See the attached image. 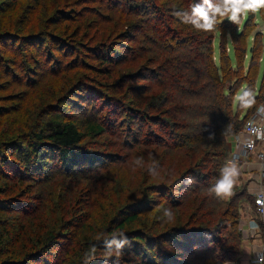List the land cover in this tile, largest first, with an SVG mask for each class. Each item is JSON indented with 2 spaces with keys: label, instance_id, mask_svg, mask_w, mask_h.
Returning a JSON list of instances; mask_svg holds the SVG:
<instances>
[{
  "label": "trees",
  "instance_id": "1",
  "mask_svg": "<svg viewBox=\"0 0 264 264\" xmlns=\"http://www.w3.org/2000/svg\"><path fill=\"white\" fill-rule=\"evenodd\" d=\"M71 1L0 0V246L7 250H0V264H49L52 250L63 241L76 245L65 264H104L112 259L116 261L109 264L239 263L244 241L241 207L252 199L244 186L231 185L227 194L216 189L221 180L226 184L229 138L264 101V79L260 92L255 91L264 45L252 40L248 26L253 18L264 19V6L255 11L241 7L233 17L227 0H113L109 6L106 0ZM123 3L129 5L128 11ZM198 9L207 14L210 27L197 15ZM182 12L184 16L193 12L196 25L188 28L195 33L183 35L174 27ZM143 24L162 45L170 44L162 50L172 53L173 59L181 56L184 71L198 73L202 85L198 78L175 82L176 88L171 84L166 93L164 81H159V89L141 83L148 79L149 66L167 63L151 42L139 36L145 31ZM127 42L135 44L124 55ZM188 45L199 49L197 60L183 58ZM218 50L220 56L215 57ZM117 67L126 69L120 80L112 78ZM178 93L187 98H178ZM98 98L101 103L96 104L105 114L111 100L124 99L136 107L124 111L129 123H152L166 131L162 138L150 131L143 142H133L142 146L125 154L124 179L114 170L104 176L113 157L88 144L90 138L109 132V124L97 118L92 103ZM145 98L150 101L145 103ZM168 101L177 104L166 109ZM90 102L89 116L83 106ZM6 115L12 121L2 131ZM170 129L181 133L179 140L163 138ZM55 169L65 179L86 176L89 186L74 189V184L62 180L54 188V175L60 172ZM29 181H34L33 188L43 186L40 204L23 198L33 191L30 184L28 189L22 186ZM82 195L88 205L107 204L98 219L92 209L78 206ZM62 205L64 214L59 211ZM73 210L79 212L74 220ZM40 211L48 218L33 215ZM27 217L31 220L20 221L16 230L12 221ZM261 237L264 242V225ZM16 244L21 250H14ZM101 250L124 255L99 260L96 254ZM1 255L8 258L2 260Z\"/></svg>",
  "mask_w": 264,
  "mask_h": 264
},
{
  "label": "rangeland",
  "instance_id": "2",
  "mask_svg": "<svg viewBox=\"0 0 264 264\" xmlns=\"http://www.w3.org/2000/svg\"><path fill=\"white\" fill-rule=\"evenodd\" d=\"M74 0H72L71 2H73ZM117 1V0H116ZM152 1V0H150ZM106 5L109 6V5H113V0H106L105 1ZM158 5H160L159 2H157ZM124 4V8L128 11L129 9V5H127L126 3H123ZM92 6V5H91ZM132 6H134L136 9V5L135 3H132ZM142 10V8L140 9ZM193 12H189L188 14H186L184 16V12L180 13L179 15H177L176 17V24L177 26H174L178 31H181L183 32V35H187L188 32L192 31V34L195 33L193 31V29L191 28H188L190 27V25H196V17H191ZM5 22H8V19L6 18L4 20ZM3 21V22H4ZM242 20H237L236 23L240 24ZM259 21V22H258ZM182 22V23H181ZM257 22V23H256ZM253 23H256L255 26L253 25ZM248 26L249 27H252V30H253V33H252V40H256V42H259V45H264V35H262V37L260 38L257 34L258 33H264V19H259V18H253V21H249L248 23ZM142 28L145 30L143 33H141L139 36L141 37L142 40H148L149 42V45H151L152 47L155 48V51L161 55V59L164 60L166 59L167 63H165L164 66L160 67V68H155L153 66H149V70L146 71V79L145 81H141L142 84H145L146 86H151L152 88L154 89H159L160 86H159V81H164V83L166 85H163V87L165 88V92L167 93L168 92V89L170 87V85L172 84V87L173 89H175V82L178 83V85H180V81H182L183 83H186V82H190V81H194L198 78V73H195L193 72L192 74L191 73H186L184 71V66H183V60L180 56V58L178 59H173L172 58V53L170 52H167L164 50H162L161 46L163 48H169L170 44H165V45H162L163 44V41L159 39L158 35L157 34H154L148 27H147V24H143L142 25ZM257 35V36H256ZM143 36L145 37L143 39ZM256 36V38H255ZM255 38V39H254ZM242 41V40H241ZM176 42V41H175ZM240 43V42H239ZM127 44H129L130 46H128ZM135 43H125L124 46L128 47V49H124L123 50V54L124 55H128L130 54L131 52H127L129 50H132L133 46H134ZM254 47V45L252 46H249L248 47V50H249V53H252V48ZM159 48H161L159 50ZM168 50V49H166ZM197 52H200L199 49L196 47V45H188L184 48V51L182 52L183 53V58H185V60L187 61H194V60H197L195 58V54ZM217 55L220 56V51L218 50L216 52V56ZM230 57L232 59V61H235L236 62V57L234 55V53H230ZM249 54L247 55L246 57V61H245V67L247 66V61L249 60ZM260 57H261V61H260V68H259V72H258V75H257V78H256V94H258L262 88V85H263V79H264V50L263 52H261L260 54ZM200 67H204L205 66V63H198ZM237 64V63H236ZM208 65V63H207ZM203 70V68H201ZM94 74L96 73V69L94 70H91ZM126 69L123 68V67H117L115 69H113V72H114V75H113V79L116 80H120L121 79V76H122V73L125 72ZM101 72V71H100ZM100 72H98L100 74ZM195 73V74H194ZM93 76V74H92ZM97 76V75H95ZM24 79H26V76L23 77ZM100 77L97 76V79H99ZM110 80V79H109ZM199 82L200 85H202L203 83V79L202 78H198L197 80ZM111 82V80H110ZM232 81L230 80H227L226 83L229 85L231 84ZM168 86V87H167ZM101 89H99L101 92H104L106 93L107 95L113 97V98H117V96L110 92V90H106L105 87H100ZM239 99L241 98L242 96V93H238L237 94ZM147 97H149V95H147ZM177 97L180 98V99H184V98H187V96L184 94V93H178L177 94ZM136 98V96H135ZM200 100V102H202V99H198ZM150 101L149 98H145V103H148ZM98 103H101L99 101V98L98 99H95L92 103L93 105L95 104V107H96V113H97V118L98 119H102V120H106L107 123L109 124L108 127L106 128V130H108L109 132H107V134H105L104 136L102 137H96V138H90V142L88 143L90 147L92 148H95L101 152H103L104 154H108V157H113L111 160H108L106 165H105V168L103 170V175L105 176L108 172H110L111 170H114V172H117L119 173V175L124 179V176H127V172H124V167L122 166V163L125 162L124 160V157H125V154L127 153H130L133 151L134 149V152L137 151V149L141 148V144L139 143L138 145L135 146V144L133 143L135 140H138L139 142H143L144 141V138L147 136V134L151 131L153 134V136H155L154 134H156L159 138H162V136H164V133L166 131H162L160 129V127L158 125H153L152 123H145V124H142L140 121L136 120V121H133L132 123H129V120L128 118L125 116L124 114V111L126 109H129V108H136L134 107V103H129L128 101H125L124 99L122 100H119L118 102H115L114 100H111L108 105L110 107V111L108 114H105L106 113V110H103L104 108L103 107H100L99 108V105L96 104ZM92 103L90 102L89 104L87 103V105L83 106V109H86L87 112L85 114H88L89 116L92 114ZM171 103H174V104H177L176 101L174 102H171V101H168L165 108L166 109H169V106H171ZM140 105V104H139ZM162 105V102L159 103V106ZM141 106V105H140ZM236 106L237 108V105H236V102L234 104V107ZM133 110V109H131ZM105 114V115H103ZM246 112H242V118L245 116ZM12 121V117L10 115H6L3 122L4 124L2 125V131L5 130L8 126V122L7 121ZM140 120V119H139ZM0 122H2V120L0 119ZM128 125L130 126V128H128ZM179 130H181V128H178ZM181 132H184L186 133L185 130H181ZM1 133V132H0ZM170 133V134H169ZM167 134L169 135H165V137H163L166 141H171V140H179L178 136L181 135V133H179L177 130H168L167 131ZM143 135V137H142ZM109 136V137H107ZM156 137V136H155ZM158 139V138H156ZM232 141V137L231 139L229 138V142H230V145L232 146L231 144V141ZM157 141V140H156ZM171 145V144H169ZM113 162L115 164H113ZM231 163V157L229 158V161H228V165ZM236 167V166H235ZM234 167V168H235ZM230 168V166H227V170ZM55 170H58L60 172L56 173L54 175V182L53 184H51V186H53L54 188L57 186L58 188L60 187V181L62 180H67L68 182V185H71V184H74V189H77V188H83L85 186H89L88 184V181L85 180V178H87L86 176H80L79 174L77 176H73L72 179H65L63 174H62V171L60 169H55ZM53 170V171H55ZM226 170V171H227ZM120 171H123L122 173ZM236 176H238L236 173L234 174ZM51 176V174L49 175V177ZM240 177V176H238ZM92 178H97V176H94ZM72 180V181H70ZM34 181H29V182H24L22 183V186L26 189H28L29 187H25L27 184H30L33 189V191H30L32 192L31 194H29L27 197L24 195L23 198L24 199H28V198H31V200L34 198V201L36 202L35 204H40L39 202V199H38V194H39V191H40V188L42 187H39V189H36V188H33L35 186L32 185ZM224 184V182L221 180V185ZM2 186H3V181L0 182V189H2ZM242 186H240L239 188H241ZM57 188V189H58ZM243 188V187H242ZM241 188V189H242ZM222 193L224 194H227V191H221ZM230 194V193H229ZM228 194V195H229ZM42 196V194H41ZM248 197H250L248 194H247ZM81 199L78 203V206L80 205V203L82 204V208H86L88 207V209H92L93 211V214H94V218L98 219V212L103 208L105 207L107 204L105 205H101L99 203L96 204L97 201H94L93 203H90V205L87 204V201L86 200V196L85 195H82L80 196ZM111 199H114V198H111ZM101 201L104 202V200H102V198H100ZM68 203V202H67ZM32 207H34V202L32 201ZM213 204V201L211 200V204H210V207L211 209L214 208V206H212ZM68 205V204H67ZM70 209V206L68 207ZM219 208V207H218ZM216 208V212L219 214V209ZM44 209V208H42ZM221 209V208H220ZM66 210V208L64 207V205L61 206L60 210L63 214H64V211ZM74 211V217L72 218V220L76 219L77 215H79V212L76 211V210H73ZM87 212V211H86ZM21 214V212H17L16 215L19 216ZM36 214H42L44 216L43 219H47L48 216L45 214V212L43 211H40L38 213H35L33 215H36ZM63 217H65L64 215H62ZM243 216H246L248 217V215H246L244 212L241 211V217L242 218ZM70 218L72 216H69ZM31 219H29L28 217L27 218H20L18 221H12L13 225L16 226V230L19 228L18 224L20 223V221L22 222H29ZM40 221V219H39ZM38 222V221H36ZM259 222V221H258ZM259 225H260V228H261V232H262V223L259 222ZM99 227V226H97ZM0 234H1V231H0ZM10 237V236H9ZM10 240V238L7 239V242ZM251 242H254L255 245H263L264 246V242H263V239L260 236H258L257 238H255V240L252 241H249V240H246L244 239L243 241V248H242V255L240 257V262L241 264L244 263V261H247L246 259V256H248V248L249 246H252L251 245ZM21 244V243H20ZM20 244L19 245H14V250L15 251H18V250H21V247H20ZM75 243H73L72 241H66V242H62L58 247H56L55 249L52 250L51 254H50V259H49V264H65L68 260V256L71 254V252H74V247H75ZM79 247V246H78ZM0 250L1 252H7L6 248H5V245H1L0 246ZM50 253V252H49ZM115 254H119V255H124V253H117V252H113V251H110V252H105V251H99L97 254H96V258H99V260H103V257L106 256H114ZM1 258H2V255H1ZM5 258H8L7 256H4L2 258V260H4ZM112 261H116V260H107L105 261L106 263L104 264H109V262H112ZM124 262V261H123ZM248 262V261H247ZM40 264V263H38ZM41 264H46L45 262L41 263ZM95 264V263H94ZM126 264H129V263H126ZM249 264H257V263H249ZM260 264V263H259Z\"/></svg>",
  "mask_w": 264,
  "mask_h": 264
},
{
  "label": "built area",
  "instance_id": "3",
  "mask_svg": "<svg viewBox=\"0 0 264 264\" xmlns=\"http://www.w3.org/2000/svg\"><path fill=\"white\" fill-rule=\"evenodd\" d=\"M231 163L241 169L247 193L253 199L243 210L248 217H242L240 229L247 239L254 238L259 234L257 221L264 223V104L238 135ZM257 261H263V254L257 256Z\"/></svg>",
  "mask_w": 264,
  "mask_h": 264
},
{
  "label": "clouds",
  "instance_id": "4",
  "mask_svg": "<svg viewBox=\"0 0 264 264\" xmlns=\"http://www.w3.org/2000/svg\"><path fill=\"white\" fill-rule=\"evenodd\" d=\"M227 3L231 4V11L233 12V17H235V14L241 10V7L245 8V9L250 8V9L255 11L256 9L264 6V0H248L247 3H244V0H227ZM197 15L204 18L206 21V25H207V14L205 12H203L202 10L198 9ZM207 26L210 27V25H207ZM230 188H231V184L226 183V184H222V185L218 186L216 191L217 192H221V191L226 192Z\"/></svg>",
  "mask_w": 264,
  "mask_h": 264
},
{
  "label": "crops",
  "instance_id": "5",
  "mask_svg": "<svg viewBox=\"0 0 264 264\" xmlns=\"http://www.w3.org/2000/svg\"><path fill=\"white\" fill-rule=\"evenodd\" d=\"M235 146H237V142H236L235 138H232V150H234ZM229 166H230V168L227 171V176H230V174H231V169L232 168H231L230 164H229ZM235 173L239 176V172H238L237 168L235 169L234 174ZM234 174H232V177H234L236 179L238 176H236ZM251 245L252 246H249V248H248V253L249 254H248V256H246V259H247L248 262L244 261L243 264L253 263V260H252L253 257H256L257 254L262 253V252H260L261 251V246H254L255 245L254 242H251ZM226 264H241V262H239V263H226Z\"/></svg>",
  "mask_w": 264,
  "mask_h": 264
}]
</instances>
